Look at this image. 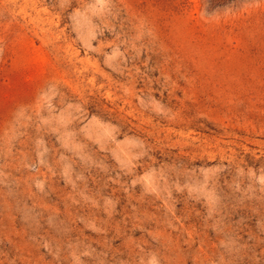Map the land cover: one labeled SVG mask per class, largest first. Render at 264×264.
<instances>
[{"label": "rangeland", "instance_id": "1", "mask_svg": "<svg viewBox=\"0 0 264 264\" xmlns=\"http://www.w3.org/2000/svg\"><path fill=\"white\" fill-rule=\"evenodd\" d=\"M0 264H264V0H0Z\"/></svg>", "mask_w": 264, "mask_h": 264}]
</instances>
